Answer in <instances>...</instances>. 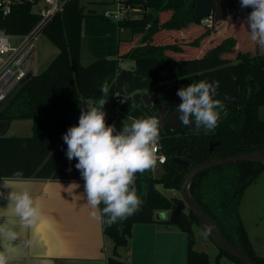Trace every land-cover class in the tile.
I'll list each match as a JSON object with an SVG mask.
<instances>
[{"label":"trees","instance_id":"trees-1","mask_svg":"<svg viewBox=\"0 0 264 264\" xmlns=\"http://www.w3.org/2000/svg\"><path fill=\"white\" fill-rule=\"evenodd\" d=\"M197 0H130L138 3L144 12L136 19L115 22L95 10H85L79 0H68L42 29V34L55 47L54 56L36 75L26 76L0 103V120L6 129L12 120L29 119L32 133L29 136L0 134V176L72 178L83 179L75 168L76 160L66 156L67 145L62 137L71 124V115H80L81 107L88 103L108 100L113 107L119 93L117 82H128L130 95L120 105L121 114H107L106 122L115 123L117 130L123 126V117L141 118L156 116L163 101L169 100L177 89L186 88L200 80L218 81V95L225 105L217 127L206 132L198 131L195 124L188 129L186 147L195 165L210 157H223L237 151L264 147V118L259 108L264 106V50L237 52L234 59L222 57L233 52L235 39H222L202 57H174L171 51L181 52L182 45L197 46L209 34L208 29L194 14ZM218 0H215V3ZM239 2V0H238ZM214 3V5H215ZM214 8V6H213ZM251 8H245L248 13ZM38 16L29 6L14 9L6 17L0 15V27L9 32L29 31ZM191 24L204 30L192 41L186 42L181 31ZM120 29L126 35H120ZM140 34L137 45L127 47L123 41H131ZM173 37L182 44L161 42L159 38ZM85 47L92 60L83 65L81 51ZM123 59L133 61L132 67H121ZM107 85L105 95L102 87ZM152 101L145 103L143 93ZM131 124V123H130ZM219 141L208 152V141ZM161 150L170 155L169 148L180 141L168 127L160 128ZM200 144V149L196 148ZM238 148V149H236ZM163 174L154 177L150 170L137 173L135 183L138 197L144 195L139 211L126 219L108 225L102 218V231L112 242V253L107 264H129L119 258L117 248L125 246L131 237L135 223H163L188 234L187 264H209L205 251L195 248L192 226L198 218L187 209L180 197L167 198L156 190L154 184L164 189H179L187 169L176 163L162 165ZM264 171V164L239 161L217 165L198 173L189 183V193L209 214L228 241L240 247L254 264H264V256L258 255L239 217V204L246 187ZM103 205H101V208ZM169 211L168 218L156 220L157 211ZM169 231L173 229H168ZM222 256L234 264L240 260L218 248L216 264Z\"/></svg>","mask_w":264,"mask_h":264},{"label":"clouds","instance_id":"clouds-1","mask_svg":"<svg viewBox=\"0 0 264 264\" xmlns=\"http://www.w3.org/2000/svg\"><path fill=\"white\" fill-rule=\"evenodd\" d=\"M242 9L252 10L246 17L251 39L264 47V0H239ZM219 82L200 80L186 88H178L179 120L198 131L217 127L225 105L217 99ZM106 95L107 85L102 87ZM106 100L101 98L81 107L78 123L63 134L69 161L84 180V194L94 219H104L108 225L126 219L139 211L140 199L135 183L136 173L154 168L157 161L159 120L156 116L133 118L117 130L115 123L106 122ZM15 210L22 223L33 225L39 219L41 206L27 191L11 193ZM101 205L103 207L101 208ZM9 257L0 251V264H8Z\"/></svg>","mask_w":264,"mask_h":264},{"label":"crops","instance_id":"crops-1","mask_svg":"<svg viewBox=\"0 0 264 264\" xmlns=\"http://www.w3.org/2000/svg\"><path fill=\"white\" fill-rule=\"evenodd\" d=\"M214 3L215 0L209 20H201L209 34L197 46L182 45L181 58L202 57L229 36L235 39L233 52L224 53L222 57L234 59L237 52L264 50L251 39L247 13L238 0H218ZM202 29V26L191 24L181 31L184 38L181 37L185 41H192L204 31ZM22 120L25 121H17ZM73 120L74 123L69 126L78 121ZM8 126H18V129H22L19 126H31L32 130V122L16 123L15 120ZM83 185V179L0 176V251L9 257L8 264H107L112 253V242L103 234V219L91 216L92 209ZM24 191L37 199L41 206L40 217L33 225L22 223L15 210V201L9 198L11 193ZM158 212L161 211H157L155 216ZM211 257L216 264L214 251H211ZM223 258L220 257V264ZM224 261L227 262L225 258Z\"/></svg>","mask_w":264,"mask_h":264},{"label":"water","instance_id":"water-1","mask_svg":"<svg viewBox=\"0 0 264 264\" xmlns=\"http://www.w3.org/2000/svg\"><path fill=\"white\" fill-rule=\"evenodd\" d=\"M213 7V0H197L194 7V14L198 20H203L211 14ZM264 73V68H261ZM119 93L123 91L130 92V85L128 82L122 84L120 80L117 82ZM142 98L146 104L150 103V98L145 92ZM179 101V98L178 100ZM171 103L169 101L163 102L159 112L160 126L166 122L174 129L179 131V121L176 118L175 112L170 111ZM6 129V122L0 120V134ZM219 141L214 144L210 142L209 151L217 145ZM238 149V148H236ZM169 151L177 152L171 159L166 157L163 165L170 167V162L182 164L184 167L189 165V161L180 158V151L176 147H170ZM239 161H252L264 164V147L255 150L240 151L232 155L223 157L207 158L193 166L184 174L181 184L179 186V197L184 205L198 218V226L203 234L208 236L217 248L226 253L238 258L242 264H254L251 258L238 246L231 244L226 236L221 232L214 220L209 214L195 201L189 193L190 181L200 172L210 169L217 165L227 163H236ZM137 176V173L135 177ZM140 204L144 199L141 196ZM164 214L158 212L155 219H163ZM132 247H131V262L130 264H187L188 254V234L183 231L175 230H157L155 223H135L131 230Z\"/></svg>","mask_w":264,"mask_h":264},{"label":"rangeland","instance_id":"rangeland-1","mask_svg":"<svg viewBox=\"0 0 264 264\" xmlns=\"http://www.w3.org/2000/svg\"><path fill=\"white\" fill-rule=\"evenodd\" d=\"M80 3L84 6L85 10H95L96 12L100 13L104 9L110 8L108 5L105 3L99 2L98 0H79ZM120 35L124 37L126 35V31L122 29L120 31ZM182 36V34H181ZM183 37V36H182ZM184 38V37H183ZM140 41V34H135L132 36L131 41H123L122 43L124 46H127L123 51L126 52L128 48L135 46L139 43ZM158 41L161 42H172L177 45H181L182 43L178 40L173 38L172 36L167 37V38H159ZM56 50L55 47L46 39V37L43 34H40L37 37V40L35 41V47L33 52L31 53L30 57L28 58L25 69L27 72V76L30 75H36L43 69L48 63V61L54 56ZM172 55L174 57H181V52H173L171 51ZM92 60V56L90 52L85 48L82 47L81 51V63L83 65L88 64ZM121 67H132L133 61L130 59H123L120 62ZM29 73V74H28ZM121 95L126 98L130 95V92L123 91ZM105 108L107 111V114H111L113 112V108L108 100H106ZM98 101L92 102L95 104ZM116 103V102H115ZM259 115L264 118V106H261L259 108ZM79 116L78 115H71V123H74L73 119H76L75 122L78 120ZM123 125L124 124H129L131 123L130 118L128 117H123ZM20 120V119H19ZM25 121H17L16 123H22L24 122L25 124H31V120L29 119H24ZM15 120H12L13 122ZM78 121L76 122V124ZM70 126H68L64 133L67 131V129ZM8 126L5 135H18V134H24L28 135L32 133L31 126ZM206 132H209L205 130ZM63 133V134H64ZM152 172V175L154 177H159L163 174V168L162 166H155L154 168L149 169ZM154 187L156 188L157 191L162 193L164 196L167 198H171L173 196L179 197V189H164L161 187V184H154ZM239 217L241 220V223L243 227L245 228L247 235L251 241L252 248L254 251L260 255L264 256V171L261 173V175L254 180L251 184H249L246 189L243 192L240 204H239ZM161 211V210H160ZM185 211H187V207H185ZM165 215V218L162 220H165L168 218L169 211L163 210L161 211ZM161 220V221H162ZM160 221V220H159ZM156 229L157 230H168V229H173L177 231L176 228L171 227L170 225H166L163 223H156ZM194 237H195V247L198 250L205 251L209 255V260L210 264H214L212 257H211V251H214L215 255L218 254V248L217 246L213 243V241L203 234L197 225L192 226ZM132 243V238L129 237L127 244L125 246H120L117 248L118 251V256L119 258L129 262H131V244ZM227 262L224 261V258L221 260L222 264H229L233 263L228 257L223 256ZM234 264V263H233Z\"/></svg>","mask_w":264,"mask_h":264},{"label":"built area","instance_id":"built-area-1","mask_svg":"<svg viewBox=\"0 0 264 264\" xmlns=\"http://www.w3.org/2000/svg\"><path fill=\"white\" fill-rule=\"evenodd\" d=\"M68 0H0V15L6 17L21 6H29L32 13L38 16L37 22L26 32H9L0 27V103L7 97L11 90L27 76L26 62L35 47L37 37L42 34V29L50 19L60 12ZM110 8L102 10L104 16L115 22L136 19L144 12L138 3L130 0H98ZM209 16L202 21L207 22ZM122 29H120L121 31ZM125 98L117 95L113 114H121L120 105ZM157 161L155 166H162L165 162V153L161 150L158 140Z\"/></svg>","mask_w":264,"mask_h":264},{"label":"flooded vegetation","instance_id":"flooded-vegetation-1","mask_svg":"<svg viewBox=\"0 0 264 264\" xmlns=\"http://www.w3.org/2000/svg\"><path fill=\"white\" fill-rule=\"evenodd\" d=\"M150 98V102L152 101V98L151 97H149ZM178 100V97L176 96V93L173 95V96H171V98L169 99V100H165V101H169L170 103H171V106H170V111H174L175 112V115H176V118H177V120L179 121V131L178 132H175L174 131V129L173 128H171L170 127V125H168L166 122L163 124V126H160V128L161 129H164L165 127H168L171 131H173L174 132V134H178L179 136H180V141L178 142V143H175V144H173V146H171V147H176L177 146V151H180L181 152V154H180V158H182V159H185V160H188L189 161V165L187 166V167H184L182 164H178L179 166H181L182 168H185V169H187V171L190 169V167L191 166H193L192 165V163H191V154L188 152V148L186 147V141H188V129L192 126V124H190V125H188V126H185L180 120H179V112L177 111V104L179 103V101H177ZM165 101H163V102H165ZM181 140H186V141H181ZM160 142V141H159ZM210 142H212V144H214V142L215 141H212V140H209L208 141V152H212V150L215 148V146L213 147V149L212 150H210L209 151V144H210ZM160 145H161V143H160ZM196 146V148L197 149H200V147H201V145L200 144H196L195 145ZM171 152V151H170ZM237 152H240V151H237ZM177 154V152L175 151V152H171V154L170 155H166L165 154V156L167 157V158H172L173 156H175ZM211 158V157H210ZM166 160V159H165ZM173 163H175V162H173V161H171L170 162V166H171V164H173ZM177 164V163H176ZM163 165V164H162ZM164 166V165H163ZM186 171V172H187Z\"/></svg>","mask_w":264,"mask_h":264}]
</instances>
